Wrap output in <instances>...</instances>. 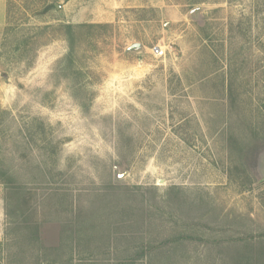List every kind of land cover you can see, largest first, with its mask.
Listing matches in <instances>:
<instances>
[{"label":"rangeland","instance_id":"rangeland-1","mask_svg":"<svg viewBox=\"0 0 264 264\" xmlns=\"http://www.w3.org/2000/svg\"><path fill=\"white\" fill-rule=\"evenodd\" d=\"M0 170V264H264V0H0Z\"/></svg>","mask_w":264,"mask_h":264},{"label":"trees","instance_id":"trees-1","mask_svg":"<svg viewBox=\"0 0 264 264\" xmlns=\"http://www.w3.org/2000/svg\"><path fill=\"white\" fill-rule=\"evenodd\" d=\"M64 29L66 30V33L68 35V41L70 43V53L68 54L66 58V63L68 65H72L74 62V53H73V45H74V27L72 25H66L64 26ZM0 184L6 186L8 189H17L18 186L16 184V180L9 175L8 172L4 170H0Z\"/></svg>","mask_w":264,"mask_h":264},{"label":"water","instance_id":"water-1","mask_svg":"<svg viewBox=\"0 0 264 264\" xmlns=\"http://www.w3.org/2000/svg\"><path fill=\"white\" fill-rule=\"evenodd\" d=\"M141 49V45L140 44H134L132 46L129 47L128 51L130 52H137Z\"/></svg>","mask_w":264,"mask_h":264},{"label":"built area","instance_id":"built-area-1","mask_svg":"<svg viewBox=\"0 0 264 264\" xmlns=\"http://www.w3.org/2000/svg\"><path fill=\"white\" fill-rule=\"evenodd\" d=\"M155 53L158 55V56H165V51L160 49V48H156L155 49Z\"/></svg>","mask_w":264,"mask_h":264}]
</instances>
